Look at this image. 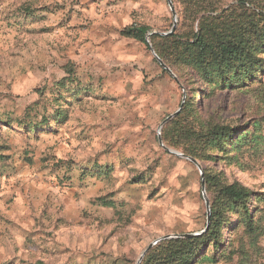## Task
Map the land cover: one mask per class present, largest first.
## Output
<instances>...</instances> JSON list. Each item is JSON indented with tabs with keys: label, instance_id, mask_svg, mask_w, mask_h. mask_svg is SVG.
<instances>
[{
	"label": "rangeland",
	"instance_id": "1",
	"mask_svg": "<svg viewBox=\"0 0 264 264\" xmlns=\"http://www.w3.org/2000/svg\"><path fill=\"white\" fill-rule=\"evenodd\" d=\"M172 24L167 0H0V264H136L156 239L203 230L199 170L158 143L180 107L178 124L198 116L235 129L233 140L248 134L239 149L197 161L202 175L253 193L248 222L229 215L224 245L202 264H264V72L187 94L147 37ZM130 26L148 29V47L120 34ZM53 105L64 122L49 117Z\"/></svg>",
	"mask_w": 264,
	"mask_h": 264
},
{
	"label": "trees",
	"instance_id": "2",
	"mask_svg": "<svg viewBox=\"0 0 264 264\" xmlns=\"http://www.w3.org/2000/svg\"><path fill=\"white\" fill-rule=\"evenodd\" d=\"M176 2L181 12L174 32L167 36L153 34L151 43L165 66L185 80L190 88L187 94L195 95L196 83L214 92L243 85L264 72V0H234L231 5H222L220 0ZM147 32L145 27L130 26L120 34L148 47L145 40ZM65 82L62 80L54 86L51 101L55 104L64 99L65 92L60 89L66 88ZM53 108L56 109L49 117L54 124L64 122L67 111L57 105ZM187 110L189 104L186 101L179 116ZM44 118L41 123L48 126V118ZM197 118L193 122L198 123V128L193 122L179 125L176 119L164 126L161 132L164 146L180 149L185 156L201 162L212 158L210 154L213 151H225L228 147L239 149L248 136L243 131L233 140L235 129L229 125L204 123ZM171 128H174L172 132ZM174 132L175 139L172 136ZM203 176L206 192L210 195L207 230L197 237L159 242L148 252L142 264L209 262L207 251L212 248L216 253L224 245L223 233L229 222L228 216L238 214L244 223L248 222L246 205L253 193L236 182L225 183L219 173L204 171Z\"/></svg>",
	"mask_w": 264,
	"mask_h": 264
},
{
	"label": "water",
	"instance_id": "3",
	"mask_svg": "<svg viewBox=\"0 0 264 264\" xmlns=\"http://www.w3.org/2000/svg\"><path fill=\"white\" fill-rule=\"evenodd\" d=\"M167 3H168V6H169V9L171 11V14H172V17H173V24H172V27L171 29L166 32V33H156V32H153V33H149L147 34V37H150L151 35L153 34H158L160 36H167V35H170L174 32L175 30V27H176V24H177V17H176V13H175V10H174V7H173V4H172V1L171 0H167ZM152 53L154 54V56L156 57L158 63L160 64V66L166 70L170 75H173L171 70L168 69L165 64L155 55L154 51L152 50V48H150ZM181 109V107H180ZM180 109H178V111H176L175 113H173L172 115H169L163 122L162 124L158 127V143H159V146L167 153L171 154V155H174V156H177V157H180L182 159H185L187 161H190L193 165H195V167L199 170L200 172V175H201V192H202V195H203V198H204V204H205V210H206V226L203 230H201L200 232L198 233H194V234H182V235H168V236H164V237H160L158 239H156L155 241H153L152 243H150L146 248L145 250L142 252V254L140 255V257L138 258V261L136 262V264H140L141 260L143 259V257L156 245L158 244L159 242L161 241H164V240H170V239H187V238H190V237H197V236H200L202 233H204L206 230H207V227L209 225V220H210V203L208 201V199L206 198L205 196V184H204V180H203V175H202V170H201V167L200 165L198 164V162L190 157H187L185 156L184 154L182 153H179L177 151H174V150H171V149H168L167 147L164 146L162 140H161V134H160V131L163 127L164 124H166L167 122H169L170 120H172L174 117H176L178 115V113L180 112Z\"/></svg>",
	"mask_w": 264,
	"mask_h": 264
}]
</instances>
